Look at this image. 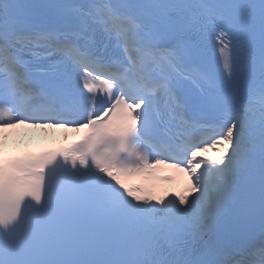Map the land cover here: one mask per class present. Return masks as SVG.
Here are the masks:
<instances>
[{"label":"snow or ice","instance_id":"snow-or-ice-1","mask_svg":"<svg viewBox=\"0 0 264 264\" xmlns=\"http://www.w3.org/2000/svg\"><path fill=\"white\" fill-rule=\"evenodd\" d=\"M0 264H264V0H0Z\"/></svg>","mask_w":264,"mask_h":264},{"label":"bare ground","instance_id":"bare-ground-1","mask_svg":"<svg viewBox=\"0 0 264 264\" xmlns=\"http://www.w3.org/2000/svg\"><path fill=\"white\" fill-rule=\"evenodd\" d=\"M52 136L53 139L63 138L68 136L61 132L60 128H33L26 125H19L16 129L11 131V135L9 136L8 140V147H12L17 143H30L35 141L36 138L41 136ZM39 141V140H38ZM217 149H213L208 147L204 152L209 154L208 157L214 159V155Z\"/></svg>","mask_w":264,"mask_h":264},{"label":"rangeland","instance_id":"rangeland-1","mask_svg":"<svg viewBox=\"0 0 264 264\" xmlns=\"http://www.w3.org/2000/svg\"><path fill=\"white\" fill-rule=\"evenodd\" d=\"M51 139V138H53L51 135L49 136V137H46V135L45 136H41V137H38V138H36L35 140H39V139ZM23 143V142H22ZM217 151L218 150H216V153H215V155H214V159H215V157H216V154H217ZM199 156L200 157H203V158H208V156H209V154H206L204 151L203 152H201L200 154H199Z\"/></svg>","mask_w":264,"mask_h":264}]
</instances>
